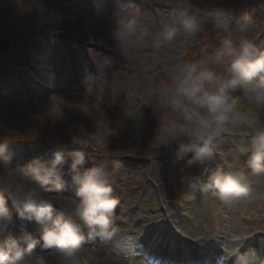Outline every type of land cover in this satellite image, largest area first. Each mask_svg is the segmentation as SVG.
I'll return each mask as SVG.
<instances>
[{
    "label": "clouds",
    "instance_id": "1",
    "mask_svg": "<svg viewBox=\"0 0 264 264\" xmlns=\"http://www.w3.org/2000/svg\"><path fill=\"white\" fill-rule=\"evenodd\" d=\"M136 3L127 0L118 8L111 39L125 61H139L146 80L144 94L155 96L160 115L168 116L162 122L157 115L151 145H158L160 153L174 151V163L191 154L186 161L189 167L221 162L199 196L193 190L186 197L192 202L194 217L219 223L218 216L228 218L227 210L236 220L245 218L249 209L264 205V39L257 35L264 33V18L245 12L234 19L223 0H175L169 11L155 15L142 12ZM209 26L221 42L214 52L196 60L165 62L161 52L177 37L196 43ZM160 68L164 79L156 83ZM133 69L113 83V92L118 94L125 85H131V92L139 84ZM140 116L139 111L131 117ZM0 131L11 130L0 127ZM11 141L5 137L0 142V264H87L82 256L86 233L97 231V226L109 242L106 254L123 247L118 231L111 228L120 203L111 179L121 166L118 160L101 158L80 173L78 167L87 152L71 142L55 146L53 159L13 168L9 164ZM71 146H78L71 165L78 188L74 197L65 200L60 194L65 181L58 166ZM14 212L41 225L39 239L30 233L3 238ZM246 238V234L237 237ZM41 240L50 251H35ZM241 257L240 264H264L255 249Z\"/></svg>",
    "mask_w": 264,
    "mask_h": 264
},
{
    "label": "rangeland",
    "instance_id": "2",
    "mask_svg": "<svg viewBox=\"0 0 264 264\" xmlns=\"http://www.w3.org/2000/svg\"><path fill=\"white\" fill-rule=\"evenodd\" d=\"M87 1L95 3L94 11ZM87 1L39 0L37 5L25 3V0H0V37L11 42L0 57V81L10 78L18 88V95H15L17 98L13 96L0 103V111H7V115L14 116H17L16 111L29 113L28 120L12 119L13 126L0 119V127L11 130L0 131V142L5 137L12 140L8 146L12 154L9 164L16 160L22 167L35 160L53 159L55 146L71 145V142L87 152L84 163L78 167L80 173L94 167L101 158L118 160L121 166L111 179L114 195L119 197L120 202L115 209L120 219L118 226H122V223H134L130 220L131 215L142 216L135 213L143 209L144 203L139 199L152 202L156 199L154 192L160 191L163 181L168 182V179H175L181 174L177 166L183 160L174 163V152L160 153L158 145H151L158 126L157 115H160L158 100L155 96L144 94L146 81L139 68V61H125L115 51L111 39V33L116 27L115 14L122 5L120 0ZM144 1L147 0H137L136 7L153 15L169 11L175 2ZM262 2L264 0H247L244 4L242 0H223L226 7L233 6L230 15L234 19L245 12H250L258 19L263 18L256 12L257 4H261V9H264ZM250 6H253V10ZM97 29L106 38L98 36L95 33ZM257 35L264 39V33ZM220 43L219 36L209 26L205 35L198 37L196 43L185 41L183 36L177 37L172 45L161 52V56L166 63L196 60L206 53L214 52ZM134 66L139 84L131 92V85H125L118 94L113 92V83L118 79L122 80L126 74H132ZM53 70L63 73L61 80H55L57 85H63L60 90L62 94L54 93L45 101L39 100L31 83L53 73ZM158 72L156 83L164 79L162 68ZM53 99H63L62 102L72 111L61 113L55 108L51 113L48 101ZM80 105L81 112L88 115L87 119L81 112H77L79 110L76 106ZM139 111L142 116L131 117L139 114ZM126 112L130 116H126ZM147 112H151L152 117ZM167 118V114L160 115L162 122ZM78 146H71L64 152L63 165L66 167L58 166L65 182L72 180L70 177L76 174L71 165L74 161L73 153ZM190 157L191 155L185 158ZM0 163H3L2 159ZM193 171L190 169L189 174ZM65 174L67 175L64 177ZM72 184H69L71 188L77 190L78 186ZM163 188L166 189L159 195V200L162 201L168 194L169 197L165 202H158L157 206L175 212L176 206H181V203L174 197V185L169 182ZM66 191L68 193L72 190ZM11 206L9 200L10 210ZM243 219L236 221L241 222ZM152 222L151 217L146 216L145 221L134 225L138 227L135 231H140L139 235L134 236V240H141L144 224ZM5 235L3 233V238H7Z\"/></svg>",
    "mask_w": 264,
    "mask_h": 264
},
{
    "label": "bare ground",
    "instance_id": "3",
    "mask_svg": "<svg viewBox=\"0 0 264 264\" xmlns=\"http://www.w3.org/2000/svg\"><path fill=\"white\" fill-rule=\"evenodd\" d=\"M56 75H54L55 78ZM60 76H63V73H61ZM51 78V80H49V82H45L46 84V91L43 92V94H48L50 91H54L56 90V87L58 86H54L53 85V79ZM41 80V79H40ZM55 80L57 81L58 78H55ZM62 86V85H60ZM60 88V87H59ZM17 85H15V82H12V80L10 78L4 79L2 82L0 81V103H2L5 99L7 94H12L14 97L17 93ZM48 107L52 110V109H58L61 113H66V111L71 112L72 109L69 108L67 105H65L60 99L59 100H52L49 104ZM77 108H79V106H76ZM78 112V111H77ZM51 113H53V110L51 111ZM13 114L7 115V111L1 110L0 111V119L2 121H4V123H6L7 125H12L13 123L11 122L12 119H16V118H23L25 120L29 119V114L25 113V114H21L20 116H12ZM18 115V114H16ZM106 133V132H105ZM11 167L17 168L20 167L18 166V164L15 161H11L10 164ZM65 188V187H64ZM64 191H66L64 189ZM201 190H198L197 193H195L197 196H199ZM58 211V210H57ZM260 211H262L264 213V205L257 207V208H251L249 209V213L247 214V218L243 220L244 223V227L242 228V230H240V228H236V225L239 222H235L232 221L229 223V227L227 228V234H234L237 235L236 231H241L240 236L243 235L244 233H246L248 236V240L245 241L243 239H240L239 241H235L231 239V237H227L226 238V243H227V247L230 249L231 248H239L242 251V253H246L248 251H246L250 246H253L254 242H250V241H254L257 237V242L255 244V246L253 247V249H255L256 251H259L258 256L260 258H263L261 256V252L264 251V225H261L264 223V217L262 215V213H259ZM60 212V211H58ZM191 215L193 216L192 212ZM128 216V215H127ZM258 216V217H257ZM162 219H160V221L162 223H166L168 220V217H162L160 216ZM194 217V216H193ZM218 218V217H217ZM15 222L12 220L10 222L7 223V227L6 229H8V234L12 235L14 234L16 236V238H19L21 235L25 234V233H30L31 235H33L34 238L39 239L40 238V228L41 225H39L38 223H36L34 220L32 223H30V221L26 220V219H22L19 217L14 219ZM194 220L198 223V229L200 231V233H198L199 235H203V234H209V233H213V231H205V229H208L207 226L203 223L201 224V220L199 218L194 217ZM136 223H138V220L135 221ZM14 224L11 227V224ZM228 225V224H227ZM260 226V227H259ZM122 227L119 226L116 228V230L120 233L123 232V230L121 229ZM220 229V228H219ZM12 234H11V233ZM152 234V233H150ZM158 234V233H156ZM218 234H224V231L222 229H220V231L218 232ZM160 236V235H159ZM161 237V236H160ZM173 237V236H172ZM174 238H176L178 241H182L181 238H179L178 236H174ZM262 238V239H261ZM165 242H170V240L168 239H164ZM168 246V245H166ZM209 247H203L201 251L207 250ZM43 251V241L41 240V242L36 246L35 251ZM154 251L159 253V256H161L160 258L163 259V254L164 255H169L168 259L170 261H177V264H193V263H200L201 264H217L216 260L214 259L215 257H218V252L213 250V252L208 254V257L210 259H206V258H199L197 259L196 256H194L193 253H195L192 251V248H188L186 252H180L181 249H178L176 251H163V243L159 244V245H154ZM166 251V252H165ZM100 255H103L100 253ZM95 256V258L89 257V256H84V258L88 261H90L91 264H112L110 263L108 260L104 259L103 256ZM241 256V255H240ZM242 260V257L239 258L236 262L238 264H240Z\"/></svg>",
    "mask_w": 264,
    "mask_h": 264
},
{
    "label": "water",
    "instance_id": "4",
    "mask_svg": "<svg viewBox=\"0 0 264 264\" xmlns=\"http://www.w3.org/2000/svg\"><path fill=\"white\" fill-rule=\"evenodd\" d=\"M2 48H3V45H1L0 50H2Z\"/></svg>",
    "mask_w": 264,
    "mask_h": 264
}]
</instances>
